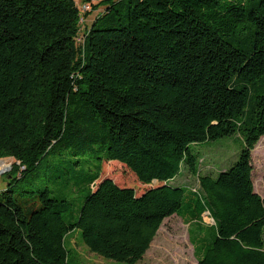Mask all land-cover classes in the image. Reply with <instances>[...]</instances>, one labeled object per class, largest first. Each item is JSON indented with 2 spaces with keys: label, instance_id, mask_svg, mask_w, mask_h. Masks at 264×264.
<instances>
[{
  "label": "trees",
  "instance_id": "obj_1",
  "mask_svg": "<svg viewBox=\"0 0 264 264\" xmlns=\"http://www.w3.org/2000/svg\"><path fill=\"white\" fill-rule=\"evenodd\" d=\"M99 4L79 38L91 9L74 0H0V158L13 160L0 264H70L77 230L90 252L135 264L173 214L196 264H264L251 156L264 135V0ZM233 134L237 160L200 173L193 145ZM104 160L156 184L118 185ZM183 169L198 188L173 184Z\"/></svg>",
  "mask_w": 264,
  "mask_h": 264
},
{
  "label": "rangeland",
  "instance_id": "obj_2",
  "mask_svg": "<svg viewBox=\"0 0 264 264\" xmlns=\"http://www.w3.org/2000/svg\"><path fill=\"white\" fill-rule=\"evenodd\" d=\"M74 1L77 6H81L83 3L82 0ZM99 1H90L89 7L91 10L89 15L83 16L84 20L79 31V38L83 36V30L90 25L96 14L103 10L101 4L92 7V5L98 4ZM193 147L200 156V173L214 175L221 170L228 169L237 160L243 148V141L238 134H233L208 143L194 144ZM251 156L254 190L264 197V135L253 148ZM12 162L13 160L10 157L0 158V190L5 187L4 176L11 169ZM103 163H106L103 165L106 173H102V175L111 177L118 185L132 186L136 193H140L143 189L156 184V182L149 185L140 184L135 175L121 163L112 161L107 163L105 160ZM172 182L176 185H183L185 189L198 188L196 176L188 174L184 169ZM202 216L206 223H212L206 212ZM188 230V224L180 216L173 214L166 217L157 230L149 248L135 264H195L196 257ZM66 244L73 251L72 258L74 259L71 260L70 264H122L90 252L82 242L78 230L68 235Z\"/></svg>",
  "mask_w": 264,
  "mask_h": 264
},
{
  "label": "built area",
  "instance_id": "obj_3",
  "mask_svg": "<svg viewBox=\"0 0 264 264\" xmlns=\"http://www.w3.org/2000/svg\"><path fill=\"white\" fill-rule=\"evenodd\" d=\"M80 7H81L80 9L82 12H84L90 8L89 3H83Z\"/></svg>",
  "mask_w": 264,
  "mask_h": 264
},
{
  "label": "crops",
  "instance_id": "obj_4",
  "mask_svg": "<svg viewBox=\"0 0 264 264\" xmlns=\"http://www.w3.org/2000/svg\"><path fill=\"white\" fill-rule=\"evenodd\" d=\"M257 192V191H256ZM258 193V192H257ZM259 194V193H258ZM260 195V194H259ZM261 196V195H260ZM261 197H263V196H261ZM264 198V197H263ZM195 264H196V262H195Z\"/></svg>",
  "mask_w": 264,
  "mask_h": 264
}]
</instances>
